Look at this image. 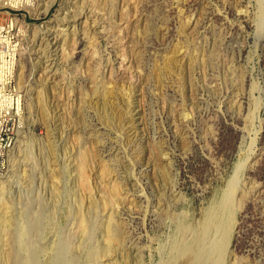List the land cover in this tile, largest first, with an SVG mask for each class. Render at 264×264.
<instances>
[{"label": "rangeland", "instance_id": "rangeland-1", "mask_svg": "<svg viewBox=\"0 0 264 264\" xmlns=\"http://www.w3.org/2000/svg\"><path fill=\"white\" fill-rule=\"evenodd\" d=\"M48 10L23 44L24 129L0 174V209L40 224L39 263L93 264L110 216L121 249L101 264H185L179 225H201L239 174L225 264H264V0Z\"/></svg>", "mask_w": 264, "mask_h": 264}, {"label": "bare ground", "instance_id": "bare-ground-1", "mask_svg": "<svg viewBox=\"0 0 264 264\" xmlns=\"http://www.w3.org/2000/svg\"><path fill=\"white\" fill-rule=\"evenodd\" d=\"M54 1L55 0H37L35 4L33 5V7H29V11L31 14H35V15L46 13L48 9L52 6ZM39 26H42V24H38V25L34 24L31 31H29V29L26 30V32L24 33V38H23L24 42L26 38H29L30 35L32 36V38L36 35L37 31L39 30V28L36 29V27H39ZM24 42L22 43L21 49H20V57H19V64H18V71H17V77H18V82L20 86L22 85V81H21V67H22L21 59L22 58L21 57L23 54L22 48H23ZM19 144H20V140L17 142V147L19 146ZM12 154L13 152L11 153V155ZM246 163L247 162L244 163V166ZM241 164H242V161H241ZM244 166H243V170L245 169ZM239 169H238V172H239ZM235 175H234V179L230 183H228L229 185L227 186V189L222 199L210 206V208L206 212V215L201 225H199L196 228L186 227L185 224L179 225L178 227L179 235L180 236L183 235L185 237H187L186 235H188L190 236L189 237L190 239H182V238L180 239L179 237V239H177L178 241L176 240L173 246L174 262H177L176 260L180 258V260L181 259L185 260V264H225L227 247H228V244L230 242V237H231L233 217L240 203L238 199V197L240 196V193H239L240 184L237 179L239 174L237 177ZM0 183L2 182L0 181ZM3 204L4 203L1 204L2 207L0 209V264H40L38 261V255L40 252L38 245L29 244V232L30 231L35 232L36 233L34 234L35 236L37 235L40 236L39 234L41 233V229H40L41 227L39 226L40 224L38 222L37 224H35L36 220H33L29 222V225L28 224L22 225V223H20V221L22 220L20 219L19 215L15 216V213L13 211L11 212L5 211L6 206L5 204L4 205ZM90 206H93V205H90ZM9 208H12V207L9 206L7 209L9 210ZM78 209H80V211H77V212L81 213V210H82L81 207ZM77 212L75 211V213ZM113 212L111 211L112 214L115 213ZM80 213L76 215L77 218H75V220L76 221L78 220L77 228H79V231H80L79 233L82 235L81 236L82 242H80L81 244V243H84L85 240H87L85 236L87 234L86 233L87 223L83 217L84 213L83 212H82L83 214H80ZM111 213L107 215H111ZM104 215H106V213ZM76 216L72 215L73 218ZM107 217H106L107 219L102 223V227L100 228L102 230H99L100 232L102 231L101 232L102 242L100 241L101 243L97 245L96 248L94 249L88 250L87 248V251H86L87 257L86 256L85 257L87 260H89L90 263L101 264V260L103 261V259H105L109 261L113 257V255H115L117 252L120 253L122 233L120 234V229L116 227L117 224L116 225L114 224L115 221L113 222V220L111 219L112 217L111 218L110 216H107ZM51 220H49V222L53 223L54 221H51ZM76 221L74 222L73 220V223L75 224ZM43 225L44 224H42V228L44 227ZM48 228H50V226H48ZM43 229H46V228H43ZM83 245L85 246V244ZM79 248H82V247H79ZM61 250H63V248ZM63 251L66 253L65 248ZM50 257L52 258H50L51 260L48 262L49 264H64L65 262L63 258L62 260L64 262L61 261L59 253L58 254L56 253L54 256H50ZM112 260L114 261V259ZM66 261L68 262L69 260H66ZM72 261H71V264H72ZM181 262H183V260L180 261V263Z\"/></svg>", "mask_w": 264, "mask_h": 264}, {"label": "built area", "instance_id": "built-area-1", "mask_svg": "<svg viewBox=\"0 0 264 264\" xmlns=\"http://www.w3.org/2000/svg\"><path fill=\"white\" fill-rule=\"evenodd\" d=\"M36 1L0 0V18L4 15L3 22L0 20V174L7 170L24 129L25 94L17 71L24 33L47 14L30 13L29 7Z\"/></svg>", "mask_w": 264, "mask_h": 264}]
</instances>
